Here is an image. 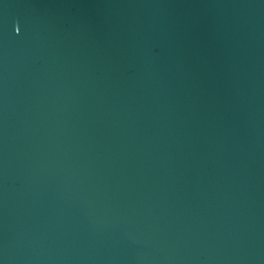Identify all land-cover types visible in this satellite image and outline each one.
Segmentation results:
<instances>
[{"label":"water","instance_id":"95a60500","mask_svg":"<svg viewBox=\"0 0 264 264\" xmlns=\"http://www.w3.org/2000/svg\"><path fill=\"white\" fill-rule=\"evenodd\" d=\"M0 264H264V0H0Z\"/></svg>","mask_w":264,"mask_h":264}]
</instances>
